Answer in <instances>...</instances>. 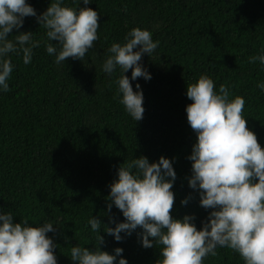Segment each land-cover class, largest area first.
Here are the masks:
<instances>
[{
  "label": "trees",
  "instance_id": "obj_1",
  "mask_svg": "<svg viewBox=\"0 0 264 264\" xmlns=\"http://www.w3.org/2000/svg\"><path fill=\"white\" fill-rule=\"evenodd\" d=\"M37 15L51 0H26ZM71 7H91L98 12V39L83 59L68 57L60 64L45 52L43 43L33 50L31 63L9 53L15 65L9 89L0 91V211H11L13 222L26 217L29 223L49 220L55 231L47 233L56 245L57 264H77L68 256L73 245L95 251L97 242L87 220L94 216L115 227L125 220L114 204L110 185L127 161L145 156L158 162L170 158L176 172L173 218L194 216L197 229L211 208L199 204L198 189L188 184L192 161L188 159L196 133L187 122V83L201 74L229 88L230 97L240 95L242 115L264 147V66L249 57L264 51V0H64ZM133 27L148 29L159 40L140 63L151 73L145 80H131L134 91H143L144 113L134 121L119 103V68L109 75L101 70L112 42L123 43ZM32 31L43 37L45 29L35 16L9 33ZM53 44L58 41L52 40ZM136 49H134L135 51ZM116 97V98H114ZM188 198L186 204L181 200ZM138 226L120 241L101 231V250L120 254L128 264H156L160 247H143ZM149 239H153L149 237ZM203 264H244L238 253L218 247ZM119 257H117V260Z\"/></svg>",
  "mask_w": 264,
  "mask_h": 264
},
{
  "label": "clouds",
  "instance_id": "obj_2",
  "mask_svg": "<svg viewBox=\"0 0 264 264\" xmlns=\"http://www.w3.org/2000/svg\"><path fill=\"white\" fill-rule=\"evenodd\" d=\"M74 2L79 4L80 0ZM89 3L90 0H83L84 5ZM26 16L36 17L45 29L43 37L21 31L9 38V33L13 28L19 29ZM98 27V12L91 7L74 8L64 0H51L46 10L37 15L26 0H0V91H8L15 67L9 53L22 55L23 63L29 64L33 50L43 43L45 52L53 55L57 64L68 57L83 59L98 39ZM52 40L58 43L53 44ZM158 44L159 40H153L148 29L133 27L123 43L110 44L101 65V70L109 75L119 68L120 75L114 81L116 94L134 121L143 117V91L139 83L134 91L125 72L131 68V80L150 79L151 73L140 61L143 53H152ZM248 59L258 60L264 66V51ZM256 87L264 92V81H258ZM186 96L191 100L185 107L187 122L196 133L188 156L192 161L188 184L199 190V204L212 209L202 227L197 229L193 215L177 219L170 213L176 178L172 160L161 156L158 162L150 163L142 155L120 166L118 178L110 185L108 208L114 204L125 220L109 227L91 216L85 227L91 226L97 247L92 251L80 244L73 245L68 253L72 261L128 264L120 255L121 247L111 254L100 249L98 245L104 241L101 231L120 241L122 231L130 235L139 226L143 247L161 246L156 264H203L206 256L217 255L218 247L238 253L244 264H264V147L246 126L242 115L244 98H229L225 84L214 90V81L207 74L187 83ZM187 202V197L181 200L182 204ZM13 217L11 211H0V264H57L56 245L47 233L54 232V225L59 224L49 220L33 224L26 217L13 222Z\"/></svg>",
  "mask_w": 264,
  "mask_h": 264
}]
</instances>
